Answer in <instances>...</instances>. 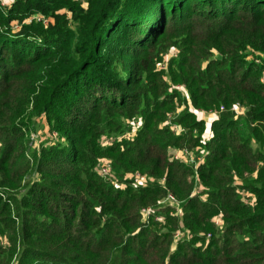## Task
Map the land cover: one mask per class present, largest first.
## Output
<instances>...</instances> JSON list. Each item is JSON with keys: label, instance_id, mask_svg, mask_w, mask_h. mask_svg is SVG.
Masks as SVG:
<instances>
[{"label": "trees", "instance_id": "16d2710c", "mask_svg": "<svg viewBox=\"0 0 264 264\" xmlns=\"http://www.w3.org/2000/svg\"><path fill=\"white\" fill-rule=\"evenodd\" d=\"M0 188V264H264V0L0 1Z\"/></svg>", "mask_w": 264, "mask_h": 264}, {"label": "built area", "instance_id": "2783aa9c", "mask_svg": "<svg viewBox=\"0 0 264 264\" xmlns=\"http://www.w3.org/2000/svg\"><path fill=\"white\" fill-rule=\"evenodd\" d=\"M2 2V0H0ZM2 5H4V3L2 2ZM34 19H40V17H35ZM32 18H29V21H31ZM179 88L183 91V92H187L186 88L183 86V85H180ZM194 111L196 112H200L203 114V117H207L209 118V120H214L217 116L218 113L222 112L225 110V106H221L220 109H215V110H208V111H205V110H198V109H195L193 108ZM235 112V118L239 117L240 115L244 114V110H245V107L241 104V103H235L233 105V108H232ZM141 125V121H134L132 123V129L128 132H126L125 134L121 135V136H111V137H104L103 139V142L106 143V144H111L113 142L116 141V139H121V138H133L136 136L137 134V130L138 128L140 127ZM175 128V126H174ZM176 132H180V131H183V128L181 126H176ZM57 133L54 132V135H56ZM171 157L173 159H178V160H182L184 161L185 163H190V164H193L195 165V167H197L202 161H203V156L201 157H196V155L193 153V151L189 150L188 148H181V149H174L172 152H171ZM101 171H102V174L103 175H107L109 172H110V166L109 164H107V161L104 162V164L102 165V168H101ZM197 176V175H196ZM125 178L127 180H132L133 183L135 185H140V186H143V187H146L149 182L151 180H154L153 178H150L148 177L146 174H143L139 171L137 172H134V173H127L125 175ZM161 183H164L165 182V178H162L160 180ZM125 186V184H124ZM246 202H248V200H246ZM162 203L166 206H172V207H175V209L177 211H179V208H180V201L179 199L171 192H169L167 194V196L162 200ZM157 207H146V208H143L142 209V212L144 214V217H145V220L148 221L149 219V216H151V214L154 213L155 209ZM157 220H159L160 218L157 216L156 217ZM220 221H222L221 217L217 216L216 217V224H219ZM222 225V224H221ZM219 225V226H221Z\"/></svg>", "mask_w": 264, "mask_h": 264}, {"label": "rangeland", "instance_id": "374dc122", "mask_svg": "<svg viewBox=\"0 0 264 264\" xmlns=\"http://www.w3.org/2000/svg\"><path fill=\"white\" fill-rule=\"evenodd\" d=\"M15 0H2V2L4 3V5L5 6H10L13 2H14ZM40 17V19H35V20H37V21H43L44 22V24H48L49 23V21H51L52 19L51 18H46V17H44L42 14H39V15H33V16H29V17H27L26 19H27V21L29 22V18H32L33 20H34V18L35 17ZM53 21V20H52ZM20 23L21 22H16L15 24H13V30H15V31H17V30H19L20 29V27H21V25H20ZM177 53H178V51L177 50H172V51H169L165 56H164V59L159 63V68H161V69H163V68H168V63H169V60L171 59V57L172 56H175V55H177ZM180 86V85H179ZM179 86H178V88H179ZM184 86V85H183ZM179 90L180 91H182L180 88H179ZM183 92V91H182ZM183 93H185V92H183ZM185 95H187L188 96V92H186L185 93ZM189 97V96H188ZM244 113H246V110H244ZM171 117H175V116H172V115H170V118ZM209 123L211 122V120H209V118H207V117H204ZM40 128V126L38 127V129ZM37 129V130H38ZM208 134H209V131L207 132V134H206V136H208ZM29 137H30V139L32 140V142H33V145H39L40 144V142L44 139L45 141L46 140H57V139H59V135L58 134H56V135H51V133L50 134H48V131H47V127H46V125H45V123L43 122V126H42V128H40V130H38V131H35V130H32L31 131V133L29 134ZM110 174V173H109ZM201 188V187H200ZM0 194H2L3 196H4V193L2 192V189L0 188ZM180 205H181V202H180ZM215 220H216V218H215ZM214 220V221H215ZM216 223V222H215ZM221 224H223V221H220V223L219 224H216V226H218L219 227V225H221Z\"/></svg>", "mask_w": 264, "mask_h": 264}, {"label": "crops", "instance_id": "0c3cea01", "mask_svg": "<svg viewBox=\"0 0 264 264\" xmlns=\"http://www.w3.org/2000/svg\"><path fill=\"white\" fill-rule=\"evenodd\" d=\"M208 136H210V135L208 134Z\"/></svg>", "mask_w": 264, "mask_h": 264}]
</instances>
